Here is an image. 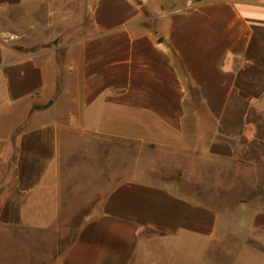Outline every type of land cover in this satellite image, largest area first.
I'll return each mask as SVG.
<instances>
[{
	"label": "crops",
	"instance_id": "0c3cea01",
	"mask_svg": "<svg viewBox=\"0 0 264 264\" xmlns=\"http://www.w3.org/2000/svg\"><path fill=\"white\" fill-rule=\"evenodd\" d=\"M75 6L89 21L71 45L76 95L54 97L42 65L13 46L33 43L9 31L10 15L32 24L48 8L52 23L53 8L66 7L57 22L69 23ZM142 7L144 0H0V120L17 104L39 107L34 123L0 133V166L9 168L0 226L50 228L61 136L77 123L89 136L159 144L215 165L209 188L235 199L203 203L169 185L119 181L55 264H264V0L188 1L148 14ZM195 175L205 186L204 171ZM46 208L52 216L43 223Z\"/></svg>",
	"mask_w": 264,
	"mask_h": 264
},
{
	"label": "rangeland",
	"instance_id": "374dc122",
	"mask_svg": "<svg viewBox=\"0 0 264 264\" xmlns=\"http://www.w3.org/2000/svg\"><path fill=\"white\" fill-rule=\"evenodd\" d=\"M133 1L139 5L143 3V0ZM188 1L195 3L202 0H144L147 8L142 9L148 14L147 9L155 11L176 8ZM47 9L39 8L37 22L32 24L31 19L18 22L17 12L11 13L14 21L9 31L21 34V40L27 45L33 43L29 47L13 46L21 54L34 56L42 65L50 83L55 84L47 87L51 96H75L76 88L72 85H75L76 79L67 75V69L77 57L71 45L81 38L82 26H87L89 21L83 8L75 6L72 22H57L59 14H66L69 8L55 7L53 10L58 15L50 23ZM2 28L6 30V25L0 23ZM38 108L27 102L10 107V118L0 120V133L5 134L16 127L34 123L36 120L32 119L34 116L31 114ZM193 109L199 110V104H194ZM74 128L73 132L61 136L59 212L55 220L42 233L0 226V264H55L59 253L70 244L83 218L98 206L113 185L125 179L169 185L176 193L203 203H211L216 200L215 197L225 202L235 199L231 191L209 188L211 172L218 167L201 165L191 154L179 155L175 150L167 151L159 144L140 140L110 135L89 136L82 133L77 123ZM1 134L0 137L3 136ZM171 142L174 145L181 144L174 135L171 136ZM8 169V166H0V193L3 189L2 179ZM203 171L206 175L205 186L200 183L201 175H195V172ZM49 210L46 208V213L38 216L39 221L49 222L52 216Z\"/></svg>",
	"mask_w": 264,
	"mask_h": 264
},
{
	"label": "trees",
	"instance_id": "16d2710c",
	"mask_svg": "<svg viewBox=\"0 0 264 264\" xmlns=\"http://www.w3.org/2000/svg\"><path fill=\"white\" fill-rule=\"evenodd\" d=\"M172 58H173V60H175V61L177 60V59H176V56H175L174 54H172ZM187 90H191V88H190L188 85H187Z\"/></svg>",
	"mask_w": 264,
	"mask_h": 264
}]
</instances>
